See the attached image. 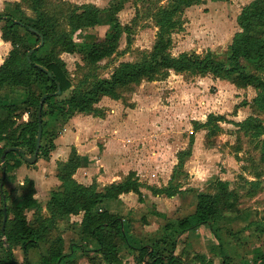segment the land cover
<instances>
[{
	"label": "trees",
	"instance_id": "16d2710c",
	"mask_svg": "<svg viewBox=\"0 0 264 264\" xmlns=\"http://www.w3.org/2000/svg\"><path fill=\"white\" fill-rule=\"evenodd\" d=\"M122 1V0H121ZM198 0H172V8H158L155 14V42L145 60L140 63H121L110 74L108 79H101L91 85L84 92L72 90L69 96L57 104V96L62 95L71 88L63 62L58 58L61 53L82 55L86 67H94L103 59L113 55L116 44L123 32L128 33L127 27H121L117 13L122 9L119 0H110L105 9H97L92 5L75 6L69 3L62 19L54 13H48L49 0H23L29 10L34 14L35 20L29 24L26 21L0 16L4 24L1 28V39L9 42L11 50L0 65V89H18L22 93L21 106L0 99V156L4 149L9 147L19 148L22 153H7L1 163L4 170V180L0 191V227L3 211L6 214L3 231H0V264H16L12 250L20 248L25 255L29 248L41 250V264H75L67 260L68 255L62 254V241L59 235H53L57 220L67 218L69 215L82 214L79 224V238L83 241L94 240L98 249L95 254L100 256V261L105 264H120L117 257L118 243L125 247L122 219L109 211L101 209L103 204L117 200L118 196L133 193L140 197L139 184L132 172L119 183L111 184L101 192L94 186H82L71 180L73 171L78 167L77 157L70 158L62 165L56 175L60 186L52 191L45 205L47 218L40 215V206L33 199V184L25 179L20 191L17 206H9L7 193L3 189L6 175L16 169L22 156L32 155L35 145L38 101L45 96L40 111L41 136L37 158L47 157L52 150V138L47 137L45 124L47 118L52 120L59 116L70 118L73 114H88L92 112L97 100L104 96L116 99V90L136 84L141 80L153 81L167 71L173 73H190L194 75H210L212 78L227 81L238 88L250 87L258 90L259 94L252 100L253 107L264 113V80L246 72V66L253 64L255 70L260 72L264 62V38L254 34V29H264V0H254L245 6L236 18L240 30L235 34L228 47L226 63L213 60L209 54L204 57L181 53L177 57L166 55L170 45L169 35L178 26L176 15L181 9L188 8ZM65 3V2H61ZM57 14V13H56ZM106 16L107 31L102 40L90 44L76 45L73 38L76 34L93 29L98 25L100 16ZM22 31L34 38L35 45L28 46L25 38L19 34ZM39 37L42 38L41 46ZM128 37V34H127ZM35 46H38L35 48ZM32 52L27 56V53ZM38 84L40 91L33 89L32 85ZM59 90V95L54 93ZM31 109V121L16 124L18 111ZM264 138V129L259 136ZM47 138V147L42 146V141ZM264 146V142L262 143ZM264 156V153H263ZM189 152L187 151V156ZM178 160V155H177ZM181 168L178 161L175 169ZM1 172V169H0ZM172 187V188H171ZM177 184L173 178L165 187L166 190L151 189L152 193L165 196L175 195ZM175 190V191H174ZM3 198V200H2ZM195 208L192 214L177 221L176 233L181 234L191 231L199 226H206L219 247L220 263L231 264V257L223 253L216 228L219 217L232 212L235 205V195L228 190L227 182L215 181L211 195H197ZM4 201V205H3ZM32 212L28 221L26 213ZM219 227V226H218ZM261 229L259 232H263ZM175 239L162 243L160 250L157 245L144 246L136 249L140 264H182L179 257L173 256ZM196 257V256H195ZM199 262H204L203 256H197ZM93 264V258L90 259ZM205 264L211 262L205 261ZM24 264V263H20ZM259 264H264L259 261Z\"/></svg>",
	"mask_w": 264,
	"mask_h": 264
},
{
	"label": "rangeland",
	"instance_id": "374dc122",
	"mask_svg": "<svg viewBox=\"0 0 264 264\" xmlns=\"http://www.w3.org/2000/svg\"><path fill=\"white\" fill-rule=\"evenodd\" d=\"M85 1L74 0V3ZM94 1L99 6H106L102 1ZM253 1L198 0L190 7L181 9L176 15L178 26L168 36L170 45L166 55L177 57L186 53L204 57L209 54L213 60L226 63L231 40L240 32L236 18ZM119 2L122 9L117 14L118 22L121 27L128 28V37L123 32L113 55L94 67H86L81 53L61 56L71 88L57 96V104L65 100L72 90L84 92L96 81L108 79L121 63L134 64L145 59L146 63L149 62L147 56L157 32L155 14L158 8H172V0ZM66 3H61V0L50 1L46 11L62 19L67 9L71 8ZM107 29L108 25L103 22L75 40L79 43L101 41ZM254 34L264 38V29L256 28ZM246 72L264 80V62L260 72L255 70L253 64L246 66ZM258 94V90L238 88L208 74L199 76L167 71L153 81L141 80L116 90V99L100 97L92 112L73 114L72 117L76 116L74 123L68 126L63 124L67 117L59 116L58 113L57 119L53 121L47 118L46 122H50L47 128L50 131L46 130L47 137L50 134L49 137L54 139L61 131L67 134L72 131L73 136L80 130L84 134L93 131L105 134L110 130L111 137L119 139L118 144L124 156L130 157L134 151L146 150L145 157L141 158L143 161L153 156V153H161L166 163L177 154L180 167L190 161L187 162L190 169L199 166L197 161H200L202 176H206L205 180L200 181L202 185L209 186L217 173L227 172L228 190L235 195V207L232 212L219 217L216 227L220 229L225 246L223 253L231 257V264H259V261L264 260V231L259 232L264 230V138L259 136L261 129H264V113L252 104ZM237 109L243 112L240 117L235 115ZM94 117L98 119L94 120ZM103 137L94 138L97 148ZM81 139L83 145L89 146L90 137L84 135ZM47 142L46 138L42 146L47 147ZM191 148V157L186 160L185 155L187 151L190 153ZM204 151L209 153L204 155ZM157 158L153 157V163H156ZM181 168L173 172V184L183 179L187 184L185 190L199 188L196 187L197 180L192 181V176L183 175ZM14 180L15 177L8 182L7 191L14 190ZM9 184L11 187H8ZM163 190H166L165 187ZM26 218L31 220L30 213H27ZM207 238L202 241H195L194 238L193 242L184 243L192 253L183 252L185 262L196 264L199 261L197 256L203 255L201 244L208 243L210 239ZM181 245V242L177 244L178 250ZM219 260L213 256L210 262L220 264Z\"/></svg>",
	"mask_w": 264,
	"mask_h": 264
},
{
	"label": "crops",
	"instance_id": "0c3cea01",
	"mask_svg": "<svg viewBox=\"0 0 264 264\" xmlns=\"http://www.w3.org/2000/svg\"><path fill=\"white\" fill-rule=\"evenodd\" d=\"M99 1L106 3V6H99L94 0H86L81 4H75L74 0H61V2H67L75 6L92 5L101 10L108 7L110 0ZM0 16L11 17L15 20H23L29 24L35 20L34 14L29 10L23 0H0ZM100 17L98 25L94 28L106 22V16L104 14ZM3 24L4 22L0 21V30ZM85 32L87 31L74 36L73 41L76 45L90 44L87 42L79 43L75 40ZM19 34L25 38L28 46L32 47L35 45L36 42L34 38H31L22 31H20ZM36 47L38 46H35V48ZM10 50V43L1 39L0 31V65L7 57ZM75 54L68 55L61 53L58 55V58L63 62L61 56H72ZM104 60L106 59L99 61L97 65ZM63 64L66 70L65 63L63 62ZM32 87L37 91L41 90L38 84H33ZM0 99H5L18 108H23L20 104L22 101V93L18 89H0ZM31 111L32 110L29 108L18 111L20 113L16 124L31 121ZM242 113L241 110L237 109L235 115L240 117L239 115H242ZM0 117H3L2 113H0ZM74 117L76 116H71L70 119H67L63 124L68 126V124L74 121ZM95 118L96 117L93 119L95 120ZM49 120L53 121L51 117ZM234 122L239 123L236 121ZM49 123L50 122L45 124V129L47 131H50L47 129ZM109 131L110 130L106 131L105 134L104 132L100 134L97 131L84 134L80 130V133L76 132L73 136L71 135L72 131L69 132V134L65 131L63 133L62 131L61 133L59 132L54 139L52 138V150L48 153L47 157H36L33 164L21 162L16 169H13L6 175L7 177L3 185L5 191H7L6 187L10 179L13 180L15 177L13 181L15 188L12 191H7L6 204L9 206H17L20 199L19 187L22 186L25 179L30 180L33 184V199H35L40 206V215L43 218H47L48 213L45 209V205L49 199V195L60 186V182L56 177L58 170L62 165L66 164L70 158L75 156L79 160V165L73 171L71 180L76 184L85 187L94 186L97 192H101L109 185L121 182L129 172L134 174L139 184V198H137L135 194L129 192L119 195L117 200L103 204L101 207V209L107 210L111 214L117 215L122 219L125 244L128 247H125L121 242L117 245V257L121 261L120 264H140L138 262L139 258L136 249L144 246L149 247L157 245V248L160 250L163 246L162 243L165 241L168 243L171 239H175L176 241L172 255L179 257L182 264H188L184 260L183 252L186 251V253H191L188 250V246L184 245V243L193 242L194 238L195 241L206 239V237H208L207 239H212L213 243L209 240L208 243L201 244L203 245V255L201 256L205 258V261H211L213 256L220 258L218 244L206 226H199L181 234H177L175 231L177 221L193 213L196 196L211 195L213 193V184L215 181L227 182V172L225 174L223 172L217 173L209 186L202 185L200 181L205 180L206 176H202L200 170L202 168L201 162L197 161L199 166L190 169L187 167V162L190 163V161H186V163H183L180 171L183 175L187 174L192 176V181L197 180L198 184L196 187L199 188L195 190H193L194 188L185 190L184 187H186L187 184L181 179L176 182L178 192L175 195L165 196L163 194L152 193L151 189L164 188L170 182L171 176L178 163L177 154L171 156V159H168L166 163L163 162L161 153H153V156H149L147 160L143 161L141 158L145 157L144 153H147L146 150L134 151V154L130 157L124 156L118 144L119 139L115 136L111 137L112 135L109 134ZM84 135L90 137L89 146H86V144L83 145L81 137H84ZM98 136H104L100 142L99 148H97V144L95 143L96 139H94ZM87 149H89L88 152ZM191 152L192 148L186 160H189L191 157ZM206 153L209 152L204 151V155ZM153 157H159L156 159V163H153ZM1 163L0 161V169H2ZM8 187H11V185L9 184ZM142 190H144V193H142ZM27 213H30V216L32 214V212ZM81 216L82 214L79 213L77 215H69L62 220H57L53 235H59L61 238L62 254L68 255L67 260H73L75 264H91V258H93V264H105L100 261V256L95 254V251L98 249L97 243L94 240L83 241L79 238ZM218 237L224 251L225 246L222 243L220 231L218 232ZM180 242L182 245L178 250L177 244ZM12 255L16 264H41V250L38 248H29L24 255L20 248L16 247L12 250ZM191 261L194 262L192 259ZM204 262L201 263L198 261L196 264H205Z\"/></svg>",
	"mask_w": 264,
	"mask_h": 264
},
{
	"label": "water",
	"instance_id": "95a60500",
	"mask_svg": "<svg viewBox=\"0 0 264 264\" xmlns=\"http://www.w3.org/2000/svg\"><path fill=\"white\" fill-rule=\"evenodd\" d=\"M42 44V38L39 37V44L38 46H41ZM32 52V50H30L28 53H27V56ZM59 95V90L57 89V91L54 93V96H57ZM45 96H42L39 101H38V106H37V110H36V116H37V128H36V137H35V145H34V150H33V153L31 156L29 157H26V156H22V160L27 163V164H33L36 160V157H37V153H38V149H39V141H40V136H41V120H40V111H41V107H42V102L44 100ZM10 152H17L19 154L22 153L21 149L19 148H14V147H9V148H6L2 151L1 153V156H0V161L2 162L4 160V157L7 153H10ZM3 180H4V170L3 168L1 169V177H0V191H1V187H2V184H3ZM3 200V198H2ZM3 205H4V201H3ZM3 219H2V224H1V227H0V231L2 232L3 231V227H4V222H5V219H6V214L5 212L3 211Z\"/></svg>",
	"mask_w": 264,
	"mask_h": 264
}]
</instances>
